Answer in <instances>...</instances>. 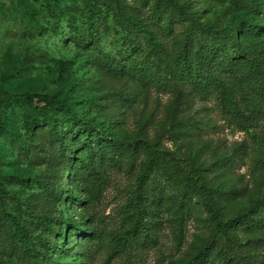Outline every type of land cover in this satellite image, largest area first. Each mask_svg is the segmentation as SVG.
Returning <instances> with one entry per match:
<instances>
[{
	"label": "rangeland",
	"instance_id": "rangeland-1",
	"mask_svg": "<svg viewBox=\"0 0 264 264\" xmlns=\"http://www.w3.org/2000/svg\"><path fill=\"white\" fill-rule=\"evenodd\" d=\"M20 1L0 0V89L71 98L87 116L106 121L115 139L126 142L120 148L126 152L116 162L104 159L100 164L98 156L89 157L94 165L91 171L76 159L58 157V143L42 127L32 142L28 141V161L12 141L23 131L21 112L16 108L8 113L0 131V159L6 173L19 165L18 173L28 182L32 169L47 183L56 180L54 192L39 195L37 205L44 204L48 213L62 207L59 216L63 220L81 225L79 231L68 234L64 244L59 239L51 253L55 261L178 264L192 257L201 244L215 236V230L198 202L193 203L190 214L177 210L174 199L180 191L179 174L191 170L201 173L208 184H220L233 192L234 200L220 202L227 217L264 201V110L251 114L253 109L243 103L239 120L213 98L163 90L164 74L159 68L151 69V50L142 36H138L140 50L135 57L145 62L140 70L111 68L96 46L79 48L64 35L49 31L53 19L41 13L39 1L24 0L36 18H23L17 11ZM119 3L124 12L135 17L150 23L159 21L160 29L172 21L171 30H164L157 38L167 59L194 20L224 25L255 16L245 15L232 0ZM180 11H185L186 17L180 16ZM257 40L264 47V35ZM133 146L137 147L134 151ZM86 150L77 148L76 157L87 156ZM149 153L155 158L146 168L143 161ZM162 164L179 169L174 173L170 170L169 181L156 172ZM74 188L73 197L61 194ZM12 189L22 191L17 183ZM77 197L82 201L77 202ZM142 224L147 226L146 238L137 232ZM232 235L234 244L220 238L216 250L226 246L242 264H264V226L253 230L239 227ZM4 247L0 248V259L4 258Z\"/></svg>",
	"mask_w": 264,
	"mask_h": 264
},
{
	"label": "trees",
	"instance_id": "trees-1",
	"mask_svg": "<svg viewBox=\"0 0 264 264\" xmlns=\"http://www.w3.org/2000/svg\"><path fill=\"white\" fill-rule=\"evenodd\" d=\"M37 1L40 2L41 13L53 19L49 31L64 35L79 48L96 46L105 54L111 68L120 72L125 68L140 70L141 62H145L140 58L137 61L135 57L140 50L138 36H142L151 50V65L154 67L151 69L159 68L164 74L163 90L213 98L223 110L239 120L243 116L240 110L243 103L247 109H253L251 114L264 110V47L257 40L258 36L264 35V0H232L245 15H255L247 20L233 19L224 25L192 21L183 37L177 39L170 59L163 57L164 49L157 38L164 30H171L172 21L166 29H160L159 21L150 23L124 12L119 0ZM17 11L23 14V18H36L24 0L19 2ZM180 16L186 17L185 11H180ZM258 16L262 18L258 19ZM109 18L112 22L110 27ZM101 26L105 27L101 29ZM237 94L241 95L240 98ZM16 108L23 118V131L14 135L12 141L28 161L30 147L27 144L42 127L47 128L58 143V157L65 156L71 161L76 159L91 171L94 165L89 157L98 156L102 164L104 159L116 162V158L126 152L120 149L126 142L112 136L106 121L87 116L81 108L74 106L71 98L0 89V131H3L8 113ZM77 148H86L87 156L77 158ZM135 148L133 146L132 150ZM261 149V157L264 158V142ZM154 158V153H149L143 165L146 168L151 166ZM172 166L156 165V172L160 171L169 181L171 171L179 170ZM18 170L19 165L6 173L4 161L0 159V248L5 246L0 264H59L51 253L58 247L59 239L64 244L68 234L79 231L81 225L69 219L63 220L59 216L62 207L56 208V213H48L44 211V204L37 205L39 195L46 197L47 193L54 192L56 180L47 183L32 169L31 181L28 182ZM179 175L180 191L174 199L177 210L190 214L193 203L198 202L207 213L215 236L201 244L192 257L178 264H205L216 259L220 264H242L226 246L216 250V242L224 238L234 244L232 232L235 229L263 227L264 201L256 202L245 212L232 213L227 217L220 202L234 200L232 191L220 184H208L197 171ZM13 183L19 184L22 191H14ZM62 192L66 193L65 197L69 194L73 197L75 188ZM81 201L77 197V202ZM146 228L142 224L137 231L144 238ZM29 258L34 259L30 262Z\"/></svg>",
	"mask_w": 264,
	"mask_h": 264
}]
</instances>
